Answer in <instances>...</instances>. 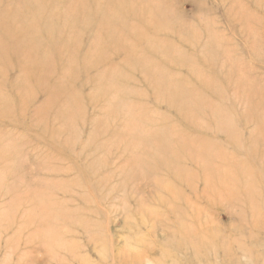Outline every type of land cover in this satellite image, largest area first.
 <instances>
[{
	"label": "rangeland",
	"instance_id": "1",
	"mask_svg": "<svg viewBox=\"0 0 264 264\" xmlns=\"http://www.w3.org/2000/svg\"><path fill=\"white\" fill-rule=\"evenodd\" d=\"M0 264H264V0H0Z\"/></svg>",
	"mask_w": 264,
	"mask_h": 264
}]
</instances>
